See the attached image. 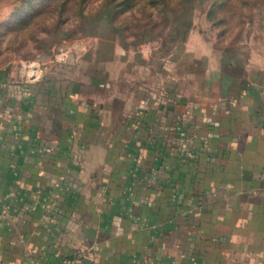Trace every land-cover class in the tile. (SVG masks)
<instances>
[{
  "label": "crops",
  "instance_id": "obj_1",
  "mask_svg": "<svg viewBox=\"0 0 264 264\" xmlns=\"http://www.w3.org/2000/svg\"><path fill=\"white\" fill-rule=\"evenodd\" d=\"M149 60L62 102L0 60V264H264V62Z\"/></svg>",
  "mask_w": 264,
  "mask_h": 264
},
{
  "label": "rangeland",
  "instance_id": "obj_2",
  "mask_svg": "<svg viewBox=\"0 0 264 264\" xmlns=\"http://www.w3.org/2000/svg\"><path fill=\"white\" fill-rule=\"evenodd\" d=\"M211 52L264 62V0H0V60L38 80L42 100L58 88L65 101L69 85L99 94L143 53L155 80L202 73Z\"/></svg>",
  "mask_w": 264,
  "mask_h": 264
},
{
  "label": "built area",
  "instance_id": "obj_3",
  "mask_svg": "<svg viewBox=\"0 0 264 264\" xmlns=\"http://www.w3.org/2000/svg\"><path fill=\"white\" fill-rule=\"evenodd\" d=\"M80 258L79 257H65L61 260V264H79Z\"/></svg>",
  "mask_w": 264,
  "mask_h": 264
}]
</instances>
